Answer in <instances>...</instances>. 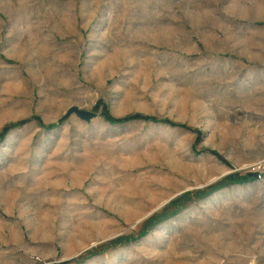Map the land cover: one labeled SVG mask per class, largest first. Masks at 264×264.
Masks as SVG:
<instances>
[{"label": "rangeland", "instance_id": "rangeland-1", "mask_svg": "<svg viewBox=\"0 0 264 264\" xmlns=\"http://www.w3.org/2000/svg\"><path fill=\"white\" fill-rule=\"evenodd\" d=\"M0 264H264V0H0Z\"/></svg>", "mask_w": 264, "mask_h": 264}, {"label": "water", "instance_id": "water-1", "mask_svg": "<svg viewBox=\"0 0 264 264\" xmlns=\"http://www.w3.org/2000/svg\"><path fill=\"white\" fill-rule=\"evenodd\" d=\"M74 113L76 116H78L80 119L84 120V121H89L90 119H92L93 117L96 116V113L93 111H88L85 109H81L77 106H71L67 109L66 111V115L72 114ZM249 176L252 177H259V173L257 171L255 172H249L248 173Z\"/></svg>", "mask_w": 264, "mask_h": 264}, {"label": "trees", "instance_id": "trees-1", "mask_svg": "<svg viewBox=\"0 0 264 264\" xmlns=\"http://www.w3.org/2000/svg\"><path fill=\"white\" fill-rule=\"evenodd\" d=\"M107 118H109L110 120H113L114 121V119L113 118H111L109 115H105ZM135 116H138L137 118H139L141 115H138V114H136V115H130V116H128V117H130V118H132V117H135Z\"/></svg>", "mask_w": 264, "mask_h": 264}]
</instances>
